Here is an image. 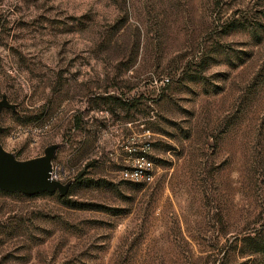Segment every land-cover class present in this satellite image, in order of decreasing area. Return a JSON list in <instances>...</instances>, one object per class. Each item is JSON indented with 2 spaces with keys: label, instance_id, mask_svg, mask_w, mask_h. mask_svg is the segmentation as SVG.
<instances>
[{
  "label": "rangeland",
  "instance_id": "374dc122",
  "mask_svg": "<svg viewBox=\"0 0 264 264\" xmlns=\"http://www.w3.org/2000/svg\"><path fill=\"white\" fill-rule=\"evenodd\" d=\"M2 95L68 186L0 189V264H264V0H0Z\"/></svg>",
  "mask_w": 264,
  "mask_h": 264
},
{
  "label": "water",
  "instance_id": "95a60500",
  "mask_svg": "<svg viewBox=\"0 0 264 264\" xmlns=\"http://www.w3.org/2000/svg\"><path fill=\"white\" fill-rule=\"evenodd\" d=\"M3 107L14 108L5 95L0 98V112ZM2 127L0 126V131ZM57 144L48 145L44 153L35 157L18 159L6 150L0 142V189L34 194L41 191L58 190L64 194L67 183L52 176V157Z\"/></svg>",
  "mask_w": 264,
  "mask_h": 264
},
{
  "label": "built area",
  "instance_id": "2783aa9c",
  "mask_svg": "<svg viewBox=\"0 0 264 264\" xmlns=\"http://www.w3.org/2000/svg\"><path fill=\"white\" fill-rule=\"evenodd\" d=\"M141 167H142V165H139V167L137 168H133V169H130V170H125L124 171V175H126V176H137V175H141L142 173V171H141ZM51 174H52V172H51ZM53 176V175H52Z\"/></svg>",
  "mask_w": 264,
  "mask_h": 264
}]
</instances>
